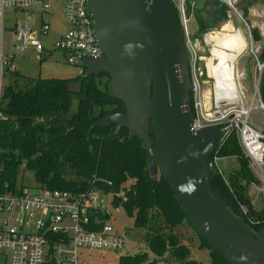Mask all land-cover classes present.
I'll list each match as a JSON object with an SVG mask.
<instances>
[{"label":"water","instance_id":"1","mask_svg":"<svg viewBox=\"0 0 264 264\" xmlns=\"http://www.w3.org/2000/svg\"><path fill=\"white\" fill-rule=\"evenodd\" d=\"M88 11L101 55L80 56L84 77L107 75L110 96L125 108L94 128H123L141 140L150 177H165L189 222L224 260L264 264V229L255 235L248 228L214 169L222 131L192 132L190 53L171 0H88Z\"/></svg>","mask_w":264,"mask_h":264},{"label":"trees","instance_id":"2","mask_svg":"<svg viewBox=\"0 0 264 264\" xmlns=\"http://www.w3.org/2000/svg\"><path fill=\"white\" fill-rule=\"evenodd\" d=\"M259 60L264 64V51ZM13 77L14 84L4 86L0 96V188L8 186L13 190L17 186L20 167L33 173L39 186L49 189L81 192L100 187L113 195L114 208L122 206L130 218L135 217L136 228L144 229L154 217L151 214H160L170 233L148 240V249L155 258L160 260L171 252L177 264H199L191 259L189 246L173 230L181 221L189 220L165 177H150L141 140L130 138V132L123 128H94L103 118L125 112L123 104L109 94V77L85 78L82 74L72 80L32 79L25 88L18 86L20 73H13ZM103 78L108 79L106 84L101 82ZM71 84H79V92L71 90ZM260 98L264 105V70ZM74 100L77 112L72 111ZM213 158H237L241 170L229 188L238 204L248 208L245 224L259 234L264 229V208L255 210L238 181L245 183L244 189L259 182L238 137L232 134L225 143L218 144ZM129 181L131 185L126 190L123 185ZM202 241L212 251L211 264H229L203 238ZM148 261L149 253L145 252L123 257L121 264ZM158 263L156 260L149 264Z\"/></svg>","mask_w":264,"mask_h":264},{"label":"built area","instance_id":"3","mask_svg":"<svg viewBox=\"0 0 264 264\" xmlns=\"http://www.w3.org/2000/svg\"><path fill=\"white\" fill-rule=\"evenodd\" d=\"M50 1L54 0H0V96L5 76L7 33L13 34L15 43L21 45L17 49L22 56L31 50L40 62L47 60L50 53L59 52L68 65L83 68L81 55L94 58L101 55L94 20L88 11V0H59L65 4L69 29L50 47L41 42L40 38L48 37L51 31L49 19L55 17ZM171 2L178 13L184 35L187 36L186 44L193 65L192 101L195 120L192 132L217 127L222 131L218 144L225 143L235 134L259 182L250 188L260 184L264 186V105L260 98L264 64L259 65V82L248 106L241 95L236 101L223 100L217 91V80L211 77L215 90L213 105L208 109L211 95L209 97L205 92L194 71L200 60L199 50L188 39L185 15L189 0ZM222 2L230 11H235L239 0ZM7 11L14 16L24 14L28 17L39 11L38 27L35 29V26L29 24L18 26L16 22L14 27H7V22L13 20L6 16ZM47 14L49 17L45 21ZM112 202L113 195L106 194L100 187L81 192L43 186L28 188L25 185L15 186L13 190L8 186L0 188V264H81V256L86 251L122 252L126 240L110 223ZM243 212L244 215L248 213L245 209Z\"/></svg>","mask_w":264,"mask_h":264},{"label":"rangeland","instance_id":"4","mask_svg":"<svg viewBox=\"0 0 264 264\" xmlns=\"http://www.w3.org/2000/svg\"><path fill=\"white\" fill-rule=\"evenodd\" d=\"M50 4L55 18L49 19V23L51 24L49 36L40 38L41 42L47 47L52 46L58 37L60 35L63 36L69 29L65 18V4L59 0L50 1ZM6 16H10L13 19L7 22V27H14L16 22L18 26L29 24L35 26L36 29L40 21L39 11H35L34 15L30 17L24 14L14 16L10 11H7ZM48 17L49 14L45 16V21H47ZM185 17L188 21V39L191 45L197 46L199 50L200 60L197 61L194 71L196 77L202 83L205 92L209 97L211 95L212 100H208V109L213 105L212 97L215 90L214 81L210 79L214 77L211 72L213 68L219 66L221 63L215 56L216 52L214 51L225 52L224 54L226 55L232 54L223 50L220 42L227 36L238 33L243 35L247 48L236 58L233 67L235 69L238 91L248 106L253 99L254 91L259 82V65H263V63H260L259 58L264 51V0H239L235 11H230L222 0H189L188 11ZM186 39L187 36H185V41ZM18 47L21 48V45L17 42L15 43L14 35L7 33L5 35L6 59L4 63L6 65L3 87L14 84L13 73L15 72L20 73L22 76L19 79L18 86L20 88H25V86L29 85V81L32 78L72 80L84 74L83 68L68 65L65 58H62L59 52H56L52 58L40 62L36 60L31 50H28L22 56L17 49ZM8 68L10 72L14 69L15 71L10 74ZM191 69L193 73L192 64ZM107 80L103 78L101 82L106 84ZM216 85L218 86V84ZM70 89L79 92L80 86L79 84H71ZM77 109V100H74L72 111L77 112ZM95 112L96 115L99 114V110ZM214 161L216 172L222 175L229 186L241 170L237 158H214ZM238 182L242 186L243 194L251 199L255 210L260 212L264 208V186L260 184L258 187L254 185L250 189H244L245 183L241 180ZM16 184L18 187L25 185L28 188H37L39 186L33 173L24 170L23 167H20L18 170ZM130 185L131 182L129 181L123 185V188L128 190ZM120 195L123 196V193ZM113 202L110 223L125 237V248L119 253L112 251L83 252L81 264H121L123 257L135 256L145 252L149 253V261L146 264L156 262V260L160 261L158 264H177L173 260L171 252H167L162 259L158 260L148 249V240L153 236L164 233L169 235L170 233L159 213L155 212L151 214L154 217L149 220L148 225L144 229H140L135 227V217L130 218L122 206L114 208L115 203ZM241 207L243 211L244 209L248 211V208L243 204ZM174 228V232L176 231L180 236L182 243L189 246L191 259L196 260L199 264H211L212 259L210 254H212V251L204 246L205 243H203L202 238L188 221H181V224L176 225ZM202 248L204 249L202 250Z\"/></svg>","mask_w":264,"mask_h":264},{"label":"bare ground","instance_id":"5","mask_svg":"<svg viewBox=\"0 0 264 264\" xmlns=\"http://www.w3.org/2000/svg\"><path fill=\"white\" fill-rule=\"evenodd\" d=\"M211 40V39H210ZM223 50L232 54H224L214 51L215 56L221 61L220 65L213 68L211 74L216 78L218 84V92L223 99L230 101L238 100L240 97L238 85L236 83L235 69L233 67L236 58L247 48L246 41L241 33L227 36L220 42ZM221 48V47H218ZM215 57V58H216Z\"/></svg>","mask_w":264,"mask_h":264},{"label":"crops","instance_id":"6","mask_svg":"<svg viewBox=\"0 0 264 264\" xmlns=\"http://www.w3.org/2000/svg\"><path fill=\"white\" fill-rule=\"evenodd\" d=\"M54 18H55V17H54ZM54 18H53V19H54ZM61 36H62V35H60V36L58 37V39H59ZM228 52H231V51L228 50ZM55 53H56V52H52V53H50L49 56H47L46 59L48 60V59L52 58L53 55H54ZM240 55H241V54H240ZM61 56H62V58H64V56H63L62 54H61ZM255 57H256V55H255ZM32 79H36V78H32Z\"/></svg>","mask_w":264,"mask_h":264},{"label":"flooded vegetation","instance_id":"7","mask_svg":"<svg viewBox=\"0 0 264 264\" xmlns=\"http://www.w3.org/2000/svg\"><path fill=\"white\" fill-rule=\"evenodd\" d=\"M215 169V168H214ZM215 172H216V170H215ZM243 220H244V216H243Z\"/></svg>","mask_w":264,"mask_h":264}]
</instances>
